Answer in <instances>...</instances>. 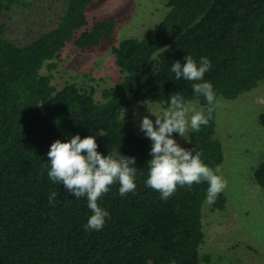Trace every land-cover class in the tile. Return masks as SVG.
Returning <instances> with one entry per match:
<instances>
[{"label": "trees", "instance_id": "16d2710c", "mask_svg": "<svg viewBox=\"0 0 264 264\" xmlns=\"http://www.w3.org/2000/svg\"><path fill=\"white\" fill-rule=\"evenodd\" d=\"M61 1L56 24L27 42L9 38L0 21V264H200L208 184L178 187L162 200L145 183L151 141L120 115L140 102L166 107L173 93L205 106L192 91L193 82L176 80L170 70L187 55L197 62L201 56L210 60L203 79L216 98H235L256 87L264 79V0H167L168 11L143 38H126L112 48L122 77L104 88L98 101L92 89L74 83L57 89L51 72L66 42L95 47L114 33L116 21L97 19L85 28L94 0ZM27 4L0 0V17ZM44 66L47 74L41 72ZM215 109L216 101L208 125L190 130L185 147L213 169L224 159L214 137ZM259 119L264 125V113ZM76 134L94 136L101 155L119 149L135 158L136 189L121 197L118 183L110 186L98 200L110 213L99 231L85 228L92 214L86 197L75 198L47 176L51 143ZM253 175L264 187V160ZM53 192L57 198L50 204ZM225 204L222 191L211 207Z\"/></svg>", "mask_w": 264, "mask_h": 264}, {"label": "rangeland", "instance_id": "374dc122", "mask_svg": "<svg viewBox=\"0 0 264 264\" xmlns=\"http://www.w3.org/2000/svg\"><path fill=\"white\" fill-rule=\"evenodd\" d=\"M26 6H14L0 17L6 23L7 36L17 42H27L40 32L53 27L64 8L61 0H26ZM167 0H94L87 8L88 23L112 18L115 31L95 47L77 48L73 40L66 42L57 67L52 70V83L57 89L74 83L80 89L93 91L94 100H103L102 90L115 85L122 77L115 61L113 47L126 38H143L159 23L166 12ZM80 31L77 33L79 34ZM43 74L48 71L44 66ZM198 108L197 99L187 101ZM164 107L156 101L135 103L124 109L121 119L129 118L141 136L140 121L144 116L155 122ZM264 79L256 87L235 98H216V137L223 146L224 159L218 166L227 187L223 190L226 204L212 209L202 204L204 240L199 247L200 264H264V187L253 175L264 160ZM155 126V123H154ZM173 133L172 138L183 148L188 144Z\"/></svg>", "mask_w": 264, "mask_h": 264}, {"label": "clouds", "instance_id": "9594fccd", "mask_svg": "<svg viewBox=\"0 0 264 264\" xmlns=\"http://www.w3.org/2000/svg\"><path fill=\"white\" fill-rule=\"evenodd\" d=\"M184 63L174 61L171 72L175 79L193 82L192 91L202 96L206 104L197 107L186 102L181 93H173L168 98L167 106L153 120L144 116L140 121V130L151 141L148 174L146 186L160 193L162 200L169 199L178 187L190 189L193 184L207 183L206 203H215L218 195L227 187V181L215 169L205 164L198 152L181 147L173 133L184 138L191 129L198 132L201 126H207L215 108L216 94L210 82L205 81L204 75L211 68L207 57L201 56L197 62L191 55L184 57ZM102 135V132L99 133ZM94 136L81 138L79 134L66 142L59 139L51 143L47 152L50 168L48 178L63 184L64 188L75 198L86 197L87 207L91 215L85 228L99 231L103 228L110 213L98 205V200L109 192L110 186L119 185L118 193L126 196L136 189L135 176L137 168L135 158L121 155L119 149L113 150L106 156L97 151ZM193 152L195 154H193ZM57 198V193H51L49 203ZM174 264V262H172Z\"/></svg>", "mask_w": 264, "mask_h": 264}]
</instances>
